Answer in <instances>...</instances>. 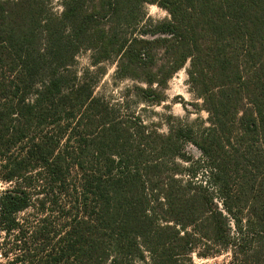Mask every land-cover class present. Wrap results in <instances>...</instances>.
<instances>
[{"label": "trees", "instance_id": "obj_1", "mask_svg": "<svg viewBox=\"0 0 264 264\" xmlns=\"http://www.w3.org/2000/svg\"><path fill=\"white\" fill-rule=\"evenodd\" d=\"M54 1L0 0V264H264V0ZM187 64L210 125L163 133L130 103Z\"/></svg>", "mask_w": 264, "mask_h": 264}, {"label": "rangeland", "instance_id": "obj_2", "mask_svg": "<svg viewBox=\"0 0 264 264\" xmlns=\"http://www.w3.org/2000/svg\"><path fill=\"white\" fill-rule=\"evenodd\" d=\"M54 10L61 12L60 0L54 1ZM146 11L148 17L155 21H161L169 17L168 12L157 5L147 4ZM187 67L188 64L171 79L166 90V99L162 104L150 106L134 101L130 103L131 107L141 117H144L149 122L158 123L159 129L163 133H168L169 131L167 124L169 117H173L172 123L191 127L197 134L202 133L210 125L208 121L209 114L203 107V101L198 99L191 91L190 84L188 83ZM87 68L91 71L104 72L96 84V93L103 94L111 99L112 102L121 100L125 88L133 84L131 81H114L112 75L116 70V64L104 62L98 66H92L90 63V53L88 51H82L76 58L75 69L81 75ZM187 150L194 158L201 156L197 147L191 143L187 145ZM8 187L9 184L0 181V195ZM2 237L3 234L0 235V243ZM233 261H235V257L232 252L226 251L219 256L206 259L194 255L193 261L187 262L186 264H233ZM237 261V264H240L242 263L241 261H244V258L240 257ZM3 262H5V259L0 255V263Z\"/></svg>", "mask_w": 264, "mask_h": 264}]
</instances>
